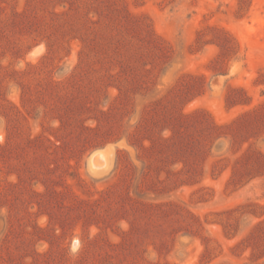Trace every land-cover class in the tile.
<instances>
[{
  "label": "rangeland",
  "instance_id": "1",
  "mask_svg": "<svg viewBox=\"0 0 264 264\" xmlns=\"http://www.w3.org/2000/svg\"><path fill=\"white\" fill-rule=\"evenodd\" d=\"M62 1L0 0V264H264V173L230 183L242 154L264 157V0H120L168 50L135 91L120 59L60 37ZM159 100L249 126L193 183L150 148L168 108L129 144Z\"/></svg>",
  "mask_w": 264,
  "mask_h": 264
},
{
  "label": "trees",
  "instance_id": "2",
  "mask_svg": "<svg viewBox=\"0 0 264 264\" xmlns=\"http://www.w3.org/2000/svg\"><path fill=\"white\" fill-rule=\"evenodd\" d=\"M62 3V8L68 6L63 14H71L72 21L65 26H59L60 37L67 36L82 43L80 60L85 59L88 53L100 56L110 53L112 56L109 57L113 60L120 59L117 75L125 77L130 90H138L148 83L142 75L147 71L137 66L145 58L151 59V62H166V46L155 36L148 23L132 17L120 0H64ZM21 17L24 16L15 13L9 26L19 25ZM50 37L51 35H44L42 38L48 53L53 47ZM119 91L121 92L120 87ZM177 98L178 96L176 101ZM175 100L165 106L160 100L152 103L140 122V129L131 136L129 144L135 145L139 134L148 131V125L168 108L164 120L169 136L161 140L149 139L150 148L165 149L167 156L174 159V164L182 166L181 171H184L187 180L195 183L194 180L201 175L202 157L210 153L213 144L224 136H231L235 140L237 135L248 129L249 123L240 119L231 133H223L222 128L206 114L184 115L176 107ZM260 173H264V157L244 153L232 169L230 183L237 186L244 179L249 181Z\"/></svg>",
  "mask_w": 264,
  "mask_h": 264
}]
</instances>
